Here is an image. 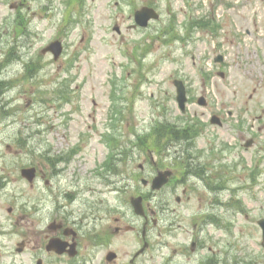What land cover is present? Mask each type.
<instances>
[{
  "label": "rangeland",
  "instance_id": "rangeland-1",
  "mask_svg": "<svg viewBox=\"0 0 264 264\" xmlns=\"http://www.w3.org/2000/svg\"><path fill=\"white\" fill-rule=\"evenodd\" d=\"M151 1L159 8L162 19L147 29L132 27L133 9ZM20 2L21 8L18 7ZM11 4L17 7L12 9ZM19 10L28 21L25 30H21L15 20ZM69 15H73L69 19L75 21L65 25ZM170 16L175 17L186 39L171 43L154 41L150 54L142 58L141 69L132 58V49L151 42L147 33H156ZM195 16L217 19L221 26L217 31L197 29L188 34L185 23ZM115 26H119L120 33ZM56 38L67 43L66 52L59 60H54L50 54H39L42 47ZM15 40L19 44L14 47V55L19 57L13 58L0 75V80L13 79L17 84L6 95L7 99H14L5 109L7 117L0 115V130H5L0 131V264H36L40 256L43 264H99L107 250L118 253L117 263L126 264L128 257L134 254L135 240L124 229L112 244L103 246L95 254L82 251L77 258L40 249L41 237L51 218L64 214L68 215L70 224L77 222L81 233L90 234L99 228L113 233L117 225L115 218L120 217V213H112L108 223L98 219L95 212L88 218L83 213L97 197L117 198L103 182L108 173L103 164L111 150L115 154L110 144L119 146L122 141L117 157L113 158L118 168L138 169L137 164L143 161L145 152L131 144L130 140L136 139L133 129L137 132L149 130L155 118L164 117L165 108L161 107L164 103L173 106L171 120L176 119L179 109L175 101V77L186 80L191 96L203 93L211 99L208 107L192 103L190 114L208 118L211 112H218L217 107L225 104L223 114L227 123L215 129L207 128L206 133L197 138L196 149L206 150L214 140L211 132L217 133L229 156L223 162L230 166L227 167L230 180L220 195L199 185L197 200L187 210L197 211L198 225L194 227L192 222L182 221L181 227L175 226V229L197 232L215 249H225L230 256L238 251L240 264H264L262 233L257 223L264 217V0H83V5L78 1L67 5V0H0V61ZM218 54L223 56L220 63L214 60ZM39 55L42 56V69L27 75L26 63L35 61ZM70 60H73V67L67 70ZM125 63L131 65L126 77L120 71ZM141 70L144 77H141ZM210 73L211 78L205 80L204 76ZM115 75L117 85L130 96L132 113L129 110L126 120H116L117 125L112 127L114 121H110L109 115H115V111L110 105L109 92L110 79ZM72 76H75L72 86L80 84L83 95L79 94L78 99L69 103L62 102L55 90L65 78ZM230 111L231 116L228 115ZM0 112H3L1 105ZM24 117L25 121L31 117L33 132H37L30 141L25 135V143L18 141L27 134ZM86 134L87 139L82 142L84 150L72 164H61L66 168V175L53 177L52 187L45 184L44 178L34 186L20 178L19 168L24 165H35L48 176L49 168L43 156L47 149L54 147L55 154L59 153L57 150H67L78 144L80 135ZM105 135L115 141L110 142ZM249 137L254 139V144L246 148L244 142ZM125 149L132 155L128 160L120 159V152ZM171 149H175L174 145ZM208 160L211 157L202 161ZM254 167L259 169L257 183L251 187L242 186L249 183L248 172ZM94 169L102 171L100 176L93 172ZM123 176L122 173L116 176L118 184ZM214 198L222 199L225 204L216 205ZM229 200H240L245 211L228 205ZM10 207L11 212L8 211ZM118 208L126 211L125 206ZM211 211L231 228L206 223L201 216ZM104 213L105 210H101L99 214ZM127 214L134 217L130 208ZM123 222L128 223V220ZM22 238L27 245L23 252H17V243ZM206 255L207 249L199 251L197 260L191 264H203L200 259ZM139 261L161 263L159 256L153 258L149 254ZM174 264L187 262L179 258Z\"/></svg>",
  "mask_w": 264,
  "mask_h": 264
},
{
  "label": "flooded vegetation",
  "instance_id": "flooded-vegetation-1",
  "mask_svg": "<svg viewBox=\"0 0 264 264\" xmlns=\"http://www.w3.org/2000/svg\"><path fill=\"white\" fill-rule=\"evenodd\" d=\"M173 154H174V155H177V157H178V158H177V161L180 162V163H182V165H183L184 167L188 166L189 164H195V163H196V161H195V159H194V158H195L194 153H191V152H185V151H180V150H175V151L173 152ZM193 157H194V158H193ZM146 160H147V159H145V162H146ZM174 160H175V159H174ZM153 161H154V160H153ZM153 161H152V162H153ZM48 162H49V165H50V167H51V170H52L53 166H54L56 163H58V161L54 160L53 158H48ZM154 164H155V162H154ZM142 167H143V166H142ZM175 169H176V171L174 172L173 177L171 178L170 182H169L167 185H165V187H163V189H166V188L170 187V186L174 183L175 180H179V179H181L182 176H181L180 178H177V179H176V176L179 175V172H181V171H185V170L179 168L178 166L175 167ZM53 172H54V171H53ZM58 174H60V173H58ZM212 178H213V180H218V179H219V178H218V175H215V176L212 177ZM215 184L220 185L219 182H215ZM114 185H116V182L114 183ZM124 186L127 187V186H128V183H125ZM177 186H178V183L176 184V187H177ZM187 190H188V188L185 187L184 190H183V192L185 193ZM143 196H146V194H143ZM174 199H175V201H176L177 203L189 202V201L191 200V195H186L185 198H183V197H181V196H175ZM164 233H165V232H162V231H159V232H158L159 236H161V235L164 234ZM148 234H149V233H148ZM143 242H144V241H143ZM148 242H149V244H152V241H151L150 239H148ZM159 243H160L161 245H164V246L169 244V242H168L167 240L163 239V238H161V241H159ZM135 260H136V259H133V261L130 260V262H135Z\"/></svg>",
  "mask_w": 264,
  "mask_h": 264
},
{
  "label": "water",
  "instance_id": "water-1",
  "mask_svg": "<svg viewBox=\"0 0 264 264\" xmlns=\"http://www.w3.org/2000/svg\"><path fill=\"white\" fill-rule=\"evenodd\" d=\"M145 16H149L148 12H144L143 13ZM179 97H181L182 99H184V92L182 91L179 94ZM136 210L139 212L140 211V207L138 205H136ZM260 223L262 224L263 228H264V219L260 221ZM49 249L54 248L56 249L58 252H63V250L65 249V245L62 241L58 240V239H53L51 241V244L48 246ZM70 253L73 255L75 254L74 250H71Z\"/></svg>",
  "mask_w": 264,
  "mask_h": 264
}]
</instances>
